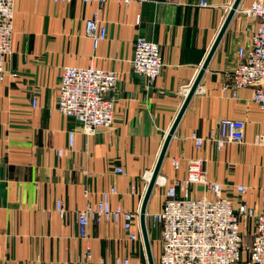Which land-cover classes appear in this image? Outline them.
<instances>
[{
    "label": "crops",
    "instance_id": "1",
    "mask_svg": "<svg viewBox=\"0 0 264 264\" xmlns=\"http://www.w3.org/2000/svg\"><path fill=\"white\" fill-rule=\"evenodd\" d=\"M201 1L16 0L9 64L19 76L0 79V264H82L88 242L94 262L148 264L140 225L143 199L167 134L235 2L204 0L206 7ZM254 1H241L169 143L160 176L184 178L189 163L200 158L208 179L223 183L225 194L234 198L238 185L248 186L242 199L260 209L264 143L257 139L264 135V113L252 100V88L240 89L236 98L223 89L238 62V48L250 44L257 25L243 12ZM95 12L107 27V37L97 46L86 34V21ZM140 35L161 45L164 68L152 85L132 68ZM64 66L118 72L110 93L115 99L111 129L86 135L79 122L59 112ZM224 118L246 122L244 142L219 149L205 140L198 147L192 135L218 136ZM112 187L118 192L111 197L113 207L139 213L133 227L137 239L130 238L123 218L93 222L89 240L81 238L77 211L95 205ZM165 191L156 183L147 216L160 211ZM194 193L202 195V186L196 185ZM58 200L64 213L56 209ZM243 231L241 264H252V221Z\"/></svg>",
    "mask_w": 264,
    "mask_h": 264
},
{
    "label": "built area",
    "instance_id": "2",
    "mask_svg": "<svg viewBox=\"0 0 264 264\" xmlns=\"http://www.w3.org/2000/svg\"><path fill=\"white\" fill-rule=\"evenodd\" d=\"M60 1V0H56ZM71 2L73 0H61ZM98 2L109 0H82ZM129 4L133 0H116ZM202 6H209L201 1ZM16 0H0V79L7 75L18 77L9 64L12 54ZM244 14L257 20L249 45L240 46L237 51L238 62L234 66L230 81L223 86L231 90L232 97L238 96L242 88L253 89L252 100L264 113V1L255 0L250 7L243 9ZM140 23V15L137 16ZM86 34L93 38L95 46L107 37V27L99 12L86 21ZM134 73L152 85L162 74L164 61L161 45L138 36L131 59ZM119 82V74L114 70L99 69L94 66H64L58 86L57 109L67 117L79 122L86 135H93L98 129H111L115 124V99L110 96ZM38 100L32 99L33 107ZM246 122L242 119L224 118L219 122L218 136L213 132L207 138L192 135L198 147L205 140L214 141L220 149L226 143H243ZM75 132L70 133V146L74 145ZM264 143V135L258 137ZM64 151L59 150L62 155ZM174 166L179 167L178 159ZM124 172L121 167L115 169ZM157 183L166 187L160 211L147 216L148 225L161 227V253L157 264H241L243 257L244 228L252 221L254 232L249 247L252 264H264V186L259 191L263 206L255 209L242 199L249 190L248 186L238 185L236 196L225 194L223 183L210 181L204 170L203 160L193 159L184 178L168 180L159 175ZM196 185L202 186V195L194 193ZM89 191H87L88 194ZM116 187L103 192L95 205L77 211L80 237L89 240L91 223L103 220L119 222L124 226L131 239H137L133 227L139 222V213L113 207L111 197L117 194ZM56 209L64 213V205L57 201ZM80 263L107 264L104 259L92 261L88 242ZM113 264H130L129 259H116Z\"/></svg>",
    "mask_w": 264,
    "mask_h": 264
},
{
    "label": "water",
    "instance_id": "3",
    "mask_svg": "<svg viewBox=\"0 0 264 264\" xmlns=\"http://www.w3.org/2000/svg\"><path fill=\"white\" fill-rule=\"evenodd\" d=\"M242 0H235V2L233 3L226 20L224 21L223 26L221 27V30L214 42V44L212 45V48L209 52V54L207 55L203 66L198 74V76L196 77L195 81L193 82L192 86L190 87L189 93L186 97V100L172 126V128L170 129V131L167 134V137L165 139V143L163 145L162 151L160 153L157 165L152 173V176L150 178V182L146 191V194L144 196L143 199V203L141 206V211H140V225H141V232H142V237H143V241L145 244V250H146V255H147V263L148 264H156L155 262V256H154V252H153V247H152V243H151V238H150V234H149V225L147 222V206L149 203V200L151 198V195L153 193V190L155 188V185L157 183L158 177L160 175V171H161V167L164 161V158L166 156L167 153V149L169 147V143L173 137V135L175 134V131L179 125V122L189 104V102L191 101L193 95L195 94V92L198 90L199 85L202 81V78L206 72V70L208 69V66L213 58V55L215 54V51L217 50L226 30L229 27V24L231 23V21L233 20L234 16L236 15L240 4H241Z\"/></svg>",
    "mask_w": 264,
    "mask_h": 264
},
{
    "label": "rangeland",
    "instance_id": "4",
    "mask_svg": "<svg viewBox=\"0 0 264 264\" xmlns=\"http://www.w3.org/2000/svg\"><path fill=\"white\" fill-rule=\"evenodd\" d=\"M149 231H150V236H151L153 252L155 256V262L157 264L159 260V250H160V243H161V227L158 224H152V225L149 224ZM243 240H244V237H243Z\"/></svg>",
    "mask_w": 264,
    "mask_h": 264
}]
</instances>
